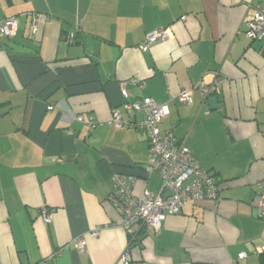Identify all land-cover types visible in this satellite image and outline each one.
<instances>
[{"label":"crops","instance_id":"0c3cea01","mask_svg":"<svg viewBox=\"0 0 264 264\" xmlns=\"http://www.w3.org/2000/svg\"><path fill=\"white\" fill-rule=\"evenodd\" d=\"M259 1L0 0V22L18 20L15 36L0 38L1 264H37L57 251L48 264H124L126 250L127 264H232L240 253L238 264H264V252L254 253L264 248L254 210L264 176V49L245 35ZM161 29L166 40L141 52ZM200 82L217 84L204 95ZM182 91L190 104L177 100ZM140 98L168 105L161 131L215 178L220 200L187 203L157 231L127 232L107 201L112 175L136 176V195L161 184L145 170L146 133L110 124L114 109L142 121L122 110ZM81 237L83 252L73 244Z\"/></svg>","mask_w":264,"mask_h":264},{"label":"built area","instance_id":"2783aa9c","mask_svg":"<svg viewBox=\"0 0 264 264\" xmlns=\"http://www.w3.org/2000/svg\"><path fill=\"white\" fill-rule=\"evenodd\" d=\"M30 24V37L36 38L38 31L39 16L32 15ZM182 20L184 17L181 18ZM18 21L16 17L10 16L0 22V38H13L16 34ZM170 31L161 29L146 35L145 40L138 46L141 52H148L151 45L166 40ZM245 35L250 40L263 41L264 49V0H260L255 7L253 16L248 22ZM70 42L73 39L70 37ZM131 83L136 81L131 80ZM127 82L120 83V92L124 98L128 96L126 90ZM203 82L198 83L197 88L204 94L214 89ZM177 100L181 104L192 102L191 92L182 91L178 94ZM53 109V105L47 107ZM122 110L130 116L143 114L144 119L138 123L132 122L129 118L124 119L122 111L114 109L111 113L110 124L116 128H128L144 131L149 145V160L145 166L146 173H156L160 177V191L157 194L143 189L139 194L134 193L137 184V177L121 173L112 175L113 190L107 201L122 212V221L119 226L125 231L133 226H139L152 231L160 229L162 222L168 216L180 213L187 203L198 204L204 201L217 203L220 200V186L215 178L202 167L192 156L190 150L181 141H177L169 132L161 131V124L169 115L167 104H157L150 98H140L133 102H123ZM76 121L82 122L81 116H74ZM255 215L264 220V176L258 184V192L255 202ZM41 217L44 222H50V213L47 208L41 209ZM100 228L94 229L91 237L98 236ZM76 249L83 252L85 240L83 237L73 242ZM60 251L50 257L43 259L37 264H48ZM264 248H257L254 252L260 255ZM244 253L237 255V260L232 264L245 258ZM120 261L127 264L131 261L129 251L126 250L120 257ZM1 264V263H0Z\"/></svg>","mask_w":264,"mask_h":264},{"label":"trees","instance_id":"16d2710c","mask_svg":"<svg viewBox=\"0 0 264 264\" xmlns=\"http://www.w3.org/2000/svg\"><path fill=\"white\" fill-rule=\"evenodd\" d=\"M42 14H40V13H35L34 14V16H41ZM32 18H33V16L31 15V20H30V24H31V21H32ZM16 19H17V17H16ZM18 21V20H17ZM75 40H73V42H74Z\"/></svg>","mask_w":264,"mask_h":264}]
</instances>
